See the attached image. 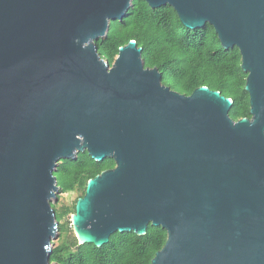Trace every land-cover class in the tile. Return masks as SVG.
Segmentation results:
<instances>
[{
    "label": "water",
    "instance_id": "obj_1",
    "mask_svg": "<svg viewBox=\"0 0 264 264\" xmlns=\"http://www.w3.org/2000/svg\"><path fill=\"white\" fill-rule=\"evenodd\" d=\"M146 1L240 49L252 117L166 86L136 40L102 58L133 0H0V264H56L55 172L84 151L116 166L77 200L79 244L153 224L168 238L152 264H264V0Z\"/></svg>",
    "mask_w": 264,
    "mask_h": 264
},
{
    "label": "trees",
    "instance_id": "obj_2",
    "mask_svg": "<svg viewBox=\"0 0 264 264\" xmlns=\"http://www.w3.org/2000/svg\"><path fill=\"white\" fill-rule=\"evenodd\" d=\"M131 40L143 48L145 67H157L166 86L186 95L200 86H208L234 100L229 112L234 120L252 117L250 94L246 90L248 73L242 68L240 49L225 48L211 24L190 29L173 6L166 4L154 9L146 0H133L126 16L110 21L106 38H100L96 44L102 58L113 64L120 47ZM115 166L114 158L96 161L88 151L79 152L76 159L60 161L55 176L61 193L76 192L78 197L71 207L53 202L60 237L53 247L52 262L152 264L156 253L165 245L167 230L153 224L144 235L117 231L103 246L79 244L69 217L76 212L77 200L85 195L89 180Z\"/></svg>",
    "mask_w": 264,
    "mask_h": 264
},
{
    "label": "rangeland",
    "instance_id": "obj_3",
    "mask_svg": "<svg viewBox=\"0 0 264 264\" xmlns=\"http://www.w3.org/2000/svg\"><path fill=\"white\" fill-rule=\"evenodd\" d=\"M78 197V194L76 192L73 193H59L58 199H53V202H59V205H66V206H73L74 203L76 202V199ZM71 220V226L73 227L72 224V215L69 217ZM74 230V229H73ZM60 237V233L58 236L53 240V247L58 244Z\"/></svg>",
    "mask_w": 264,
    "mask_h": 264
}]
</instances>
